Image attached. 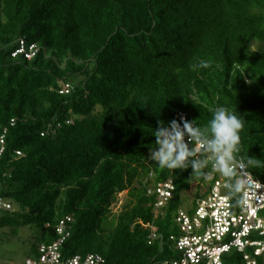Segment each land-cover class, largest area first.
Returning <instances> with one entry per match:
<instances>
[{
	"label": "trees",
	"instance_id": "16d2710c",
	"mask_svg": "<svg viewBox=\"0 0 264 264\" xmlns=\"http://www.w3.org/2000/svg\"><path fill=\"white\" fill-rule=\"evenodd\" d=\"M21 40L33 59L11 57ZM202 60L211 67L194 69ZM217 106L244 120L239 155L264 183V0H0V199L12 207L0 228L37 230L28 258L70 217L64 258L179 259L170 236L195 182L148 158L153 134L179 113L203 129ZM169 180L173 198L156 210L148 192ZM220 260L245 264L234 248Z\"/></svg>",
	"mask_w": 264,
	"mask_h": 264
},
{
	"label": "built area",
	"instance_id": "2783aa9c",
	"mask_svg": "<svg viewBox=\"0 0 264 264\" xmlns=\"http://www.w3.org/2000/svg\"><path fill=\"white\" fill-rule=\"evenodd\" d=\"M37 52L36 45L26 48L24 41L21 40L19 49L11 57L24 55L27 60H31ZM67 88L68 86L65 87ZM181 118L186 121L187 117L179 113V122ZM0 144H4V137L0 138ZM240 174L254 189L243 197V203H237V206L232 204L226 195L223 177L215 174L213 179L205 183L207 190L193 199L188 208L181 207L176 213L174 223L179 230V236L171 235L170 242L173 252L179 255V259H168L153 264H222L221 257L233 248L243 254L245 264H254L245 251L247 248H255V257L264 252V241L251 239L256 235L264 237V218L260 213L264 210V183L255 180L247 168L240 169ZM149 176L153 178V175ZM173 193L172 180L160 183L148 192L149 195L156 196V210H160L172 199ZM11 209L9 203L0 199V211ZM71 223L70 217L61 220L56 227L57 241L50 245H41L36 257L27 258L24 264H106L103 257L93 254L63 257L61 247L70 236ZM146 228L153 232L149 235V241L159 238L155 234L156 230L150 225Z\"/></svg>",
	"mask_w": 264,
	"mask_h": 264
},
{
	"label": "clouds",
	"instance_id": "9594fccd",
	"mask_svg": "<svg viewBox=\"0 0 264 264\" xmlns=\"http://www.w3.org/2000/svg\"><path fill=\"white\" fill-rule=\"evenodd\" d=\"M193 67L208 69L211 64L202 60ZM209 111L212 118L203 129L183 118L181 122L173 120L168 124L159 121L153 134L155 147L148 158L161 169L183 171L191 168L190 182L207 183L218 173L224 179L228 198L242 204L243 197L254 190L240 174V169L253 164L252 158L244 159L239 155L245 122L227 106Z\"/></svg>",
	"mask_w": 264,
	"mask_h": 264
},
{
	"label": "rangeland",
	"instance_id": "374dc122",
	"mask_svg": "<svg viewBox=\"0 0 264 264\" xmlns=\"http://www.w3.org/2000/svg\"><path fill=\"white\" fill-rule=\"evenodd\" d=\"M207 188L204 185H199L197 182L192 185L190 191L184 196V208H188L197 194H203ZM127 192L121 194L118 198V204L114 211L120 212L127 203ZM149 225H146V227ZM10 230L0 228V264H24L29 257L31 246L37 236L35 228H22L14 237L9 236Z\"/></svg>",
	"mask_w": 264,
	"mask_h": 264
}]
</instances>
